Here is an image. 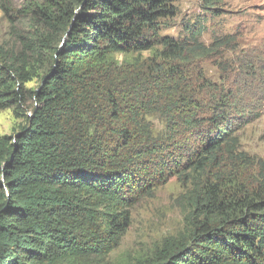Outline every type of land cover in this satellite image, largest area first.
<instances>
[{
    "label": "trees",
    "instance_id": "16d2710c",
    "mask_svg": "<svg viewBox=\"0 0 264 264\" xmlns=\"http://www.w3.org/2000/svg\"><path fill=\"white\" fill-rule=\"evenodd\" d=\"M204 1L217 15L220 0ZM19 12L31 27L21 49L0 45V109L26 121L0 135V264L108 255L168 176L185 188V229L138 264H264V158L239 136L264 114V62L231 57L235 34L206 43L202 18L163 34L177 0H30Z\"/></svg>",
    "mask_w": 264,
    "mask_h": 264
},
{
    "label": "rangeland",
    "instance_id": "374dc122",
    "mask_svg": "<svg viewBox=\"0 0 264 264\" xmlns=\"http://www.w3.org/2000/svg\"><path fill=\"white\" fill-rule=\"evenodd\" d=\"M30 0H0V45L5 49L17 52L21 49L19 33L27 34L31 29L30 18L20 14V10ZM8 7L6 10L2 4ZM179 16L174 26L165 29L163 34L177 36L187 21L202 18L207 22L208 30L204 32L206 43L213 41L216 34H235L237 51L231 57H243V53L257 55L264 62V0H220L213 5L218 12L212 15V9L206 8L204 0H177ZM150 51L143 55L149 56ZM247 55V54H246ZM136 56L118 54L121 61L126 57ZM245 56V55H244ZM207 77L220 83L219 73L212 60H206ZM38 74L27 84L35 91L41 81L40 76L45 68L36 66ZM33 100L29 105H33ZM31 110V109H30ZM26 123L25 115H17L15 109H0V135H16ZM239 136L242 148L252 158H264V114L241 128ZM185 192L183 184L175 176L154 186L149 194L138 200L132 209V219L127 230L121 233L119 245L108 255L66 257L56 264H138L142 259L152 256L164 238L177 235L185 229L184 204L180 195Z\"/></svg>",
    "mask_w": 264,
    "mask_h": 264
}]
</instances>
